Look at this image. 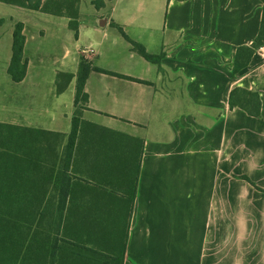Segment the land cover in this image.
<instances>
[{"label":"crops","instance_id":"obj_1","mask_svg":"<svg viewBox=\"0 0 264 264\" xmlns=\"http://www.w3.org/2000/svg\"><path fill=\"white\" fill-rule=\"evenodd\" d=\"M71 21L0 2V124L66 144L85 58L122 77L90 74L82 119L124 146L77 152L75 169H106V183L70 184L68 196L67 184L47 186L44 214L28 217L38 224L26 264H264L263 56L233 74L237 50L261 32V0H105L100 9L80 0L78 32ZM19 23L28 69L18 83L9 70ZM121 29L164 54L161 64ZM60 73L75 77L63 94ZM239 88L259 93V118L231 109Z\"/></svg>","mask_w":264,"mask_h":264},{"label":"trees","instance_id":"obj_2","mask_svg":"<svg viewBox=\"0 0 264 264\" xmlns=\"http://www.w3.org/2000/svg\"><path fill=\"white\" fill-rule=\"evenodd\" d=\"M111 1V0H109ZM0 2L13 4L28 8L35 11H43L45 13H52L55 15H64L71 18V27L78 32V16L80 0L76 1L74 6H65V0H0ZM263 3V24L261 32L257 40L251 46H242L237 50L233 74L237 75L243 69L248 67L253 60L257 51L264 47V0ZM51 5H59V9L51 8ZM94 5L100 9L105 6V0H94ZM121 32L126 40L131 42L133 48L147 61L160 65L164 54L152 55L147 49ZM26 45V38L24 35V25L19 23L16 26L14 33L13 58L10 66V74L15 82H22L27 76L28 63L24 59V50ZM95 71L104 74L122 77L119 74L111 73L106 70L94 67L93 64L82 58L80 64L79 74L77 76V92H76V114L73 119L72 132L68 139L66 149V158L60 165V156L58 159L57 151L50 150L47 147L39 148L36 141L39 138L48 136L47 132L41 130H33L28 128H19L7 124H0V128L5 130H18L22 132V137L16 139L17 145L21 149L19 154L6 153L0 157H5L11 162L8 167L6 164L0 168V175L3 174L2 184H0V264H15V261L22 259L26 264V259L29 253V240L35 243V240L29 238V234L33 226L38 224V221L28 220L29 214H40V217L45 212V193L49 184H67L65 192L62 188L63 195L70 193V184L77 180V172L74 171L73 160L77 157V142L79 135L83 133L82 115L89 102V95L86 92V83L90 74ZM74 75L68 73H60L58 76L57 86L59 94H63L74 79ZM136 82H141L137 79L129 78ZM231 109L241 108L247 111L254 117L261 116V99L258 92H250L245 89H235L231 94ZM89 124H87L88 126ZM93 140L90 141L89 150H96L100 148L109 149L117 147L116 141H109L103 133L93 134ZM50 139L57 138L61 144L64 143V136L57 134V136L50 135ZM100 137V140H99ZM59 140L55 143L50 142L56 149L60 148ZM101 141V142H100ZM109 142V143H106ZM101 144V146L98 145ZM44 150V151H43ZM45 152V155L44 153ZM59 161V162H57ZM62 162V160H61ZM97 169V174L93 175L91 169H88V181L86 184H104L102 177L106 176V169ZM247 179V178H245ZM96 182V183H95ZM104 182V183H102ZM264 193V191H262ZM26 196V197H23ZM62 210L64 211V200L62 202ZM41 222V221H40ZM39 222V223H40ZM42 241V240H40ZM39 243V242H38ZM40 244V243H39ZM55 257V255H54ZM25 261V262H24Z\"/></svg>","mask_w":264,"mask_h":264},{"label":"rangeland","instance_id":"obj_3","mask_svg":"<svg viewBox=\"0 0 264 264\" xmlns=\"http://www.w3.org/2000/svg\"><path fill=\"white\" fill-rule=\"evenodd\" d=\"M76 1L77 0H65V3H66L65 6L66 7H68V6H74L76 4ZM51 8L52 9H55V10H58L59 9V5H51ZM123 42H125V41H123ZM124 44H127V43H124ZM132 47H133V45H132ZM257 53H262L261 48L257 51ZM263 58H264V56H263ZM169 78L170 79H177L178 78V75H175V76L170 75ZM87 124L88 123L85 122L82 119L81 126L83 127V133L79 135V139H78V142H77V150L79 152L80 151H83V150H89L88 145H89L90 141H88L87 139L89 138V135L90 134H95V132L92 131V129L89 126H87ZM84 136H86L85 139H84ZM19 137H22V132L21 131L14 130V132H13L11 130H5L4 128H0V156L1 155H4L6 153L19 154V155H21V153L19 151L21 149V147H20V145H17V142H16V139H19ZM57 140H59V139H57V138L50 139L48 136H45L44 138H39L36 141V143H38L40 150L41 149H44L46 147L48 149H50V150H56L58 152L57 153L58 159H59V156L60 157L62 156V162H61V166H62L63 160H65V158H66V149H67V146L66 145H68V143H67L68 140L66 141V144H61V142L59 140V144L61 146H60L59 149H56V147L55 146H52L50 144V142H54L55 143ZM121 143L122 142H119L118 145H120V146H117V147L124 146V144L122 145ZM43 153L45 155V152H43ZM77 158L78 159H81L79 157V155H77V157H75V159L73 160V163H74V171L78 172L80 175H79V177L77 176V180H74L73 184H86L84 182L88 181L87 179H89L88 176H86V172L88 171V168L89 167H87L84 172H80V171L76 170L75 169V162H76V160H78ZM90 158H91V155L87 156L85 159L89 160ZM82 159H84V158H82ZM57 162H59V161H57ZM10 163L11 162H9L5 157H3V158L0 157V168L2 167V170H3V165L4 164H6V166L8 167V165ZM2 178H3V174L0 175V184H2ZM102 183H104V182H102ZM23 197H26V196H23Z\"/></svg>","mask_w":264,"mask_h":264},{"label":"built area","instance_id":"obj_4","mask_svg":"<svg viewBox=\"0 0 264 264\" xmlns=\"http://www.w3.org/2000/svg\"><path fill=\"white\" fill-rule=\"evenodd\" d=\"M261 51H262V53H260V54H262V56H264V47L261 48Z\"/></svg>","mask_w":264,"mask_h":264}]
</instances>
